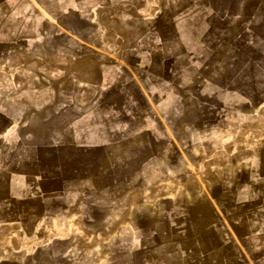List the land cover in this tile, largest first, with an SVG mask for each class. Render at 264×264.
Returning <instances> with one entry per match:
<instances>
[{
    "label": "crops",
    "instance_id": "crops-1",
    "mask_svg": "<svg viewBox=\"0 0 264 264\" xmlns=\"http://www.w3.org/2000/svg\"><path fill=\"white\" fill-rule=\"evenodd\" d=\"M252 3L261 11L262 0ZM215 4L0 0V108L14 117L3 132L22 133L13 144L2 141L16 151L10 162L0 158L8 181L0 230L18 231V246L35 244L45 231L47 242L67 247L52 259L83 264L69 251L71 240H81L103 211L98 199L110 196L117 213L110 221L123 229L127 247L140 229L181 236L206 229L204 252L185 247L192 262L264 264L263 38L255 22L242 46L246 62L258 67V92L247 94L244 82L232 88L215 75ZM102 151L111 153L113 170L89 172L101 166ZM124 165L126 173L115 171ZM104 176L111 185H98ZM183 176L201 188L184 191ZM196 198L205 202L203 220ZM180 250L181 261L190 260ZM5 255L34 254L20 247ZM5 255L2 261L12 260Z\"/></svg>",
    "mask_w": 264,
    "mask_h": 264
},
{
    "label": "rangeland",
    "instance_id": "rangeland-1",
    "mask_svg": "<svg viewBox=\"0 0 264 264\" xmlns=\"http://www.w3.org/2000/svg\"><path fill=\"white\" fill-rule=\"evenodd\" d=\"M261 6V11L259 6L252 3L253 0L248 3H241L238 0H216L215 8L217 15L213 20V37L216 46H220L218 50V55L216 56V76L221 77L225 80H231L232 88L238 86L239 82L242 83V88L245 92L254 93L258 92L259 86H254V76L259 79L258 67L255 71L252 65L246 62L248 55L242 46L249 44L251 41L250 31L253 29L254 23L256 22V30L258 33L262 34L263 43V57H262V92L264 93V0ZM256 7V11H255ZM256 12V13H255ZM230 13V14H228ZM257 14V18H255ZM260 14V15H259ZM170 23L167 22V29L170 28ZM210 26V24H209ZM246 35V36H245ZM252 35V34H251ZM258 57V54H255ZM251 56H254L251 54ZM224 59V62L223 59ZM255 74V75H254ZM239 75H243L244 79L239 81ZM14 119L13 116L4 113L0 108V158L1 160L12 161L14 158L15 148H12L9 144H4L2 141L5 139L9 143H14V141L21 139L22 133L16 138V134L11 132H3L9 127L11 121ZM13 122V121H12ZM30 130L31 127H27ZM33 128V127H32ZM38 129V127H36ZM36 129V130H37ZM6 135V136H5ZM37 139L39 140L43 135L41 132H35ZM5 136V137H4ZM4 137V138H3ZM102 160L101 166L96 168L88 167L89 172H94V169L102 167L104 171L111 172L113 170V165L111 164L112 155L111 153L102 151L98 153ZM94 157L95 154H88ZM117 167V166H116ZM128 166H119L115 171H123L126 173ZM114 177V176H113ZM126 176H120V178H125ZM146 182V183H152ZM182 187L184 191L195 190L199 187L198 181L193 176H183ZM180 182V183H181ZM121 183L126 184V179ZM141 184V183H140ZM98 185L106 187L111 185V176H104ZM8 189L7 179L0 176V194ZM137 191L135 193L137 194ZM186 197L184 196V199ZM110 196H104L98 199L102 203L103 211L98 213L97 221L95 223H88L85 230L81 232L80 241H78L77 235H74L71 240L70 252L76 254V257L82 258L83 264H161L158 261L159 256L163 258L164 264H196L191 260V251L185 250L186 245L194 244L197 250H200V243H207V230L201 229L193 232L192 236L188 233L191 228L184 229V234L181 236L179 230L175 229H159V228H147L137 230L136 241L132 246L127 247L126 241L122 240L123 229L116 228L113 223L116 221H110V219L116 220L117 213L109 205ZM127 202V198H123ZM132 199V198H131ZM135 200L141 199L137 196L134 197ZM195 205L199 209L198 217L200 220L205 219L206 212L203 210L205 208V202L201 199H195ZM112 211H106V209ZM105 210V211H104ZM197 216V214H195ZM117 225V223H116ZM13 234L18 235V231L12 230H0V264H67V261L62 259L54 260L52 259L53 253L55 255L65 251L64 245L55 244L53 245L52 240L47 242L45 239L46 235L49 233L42 231L41 239L35 244L29 247L18 246L16 243V238ZM177 234V237H176ZM206 235V237H205ZM45 237V238H44ZM72 237V236H71ZM53 239V238H52ZM53 245V246H52ZM68 245V244H67ZM183 247V257H188L190 260L185 262V260L180 259L181 250ZM198 246V247H197ZM25 248L28 253L34 254L33 257L28 259H15L10 255H5L6 253H14L19 251V248ZM67 248V247H65ZM201 251L203 249L201 248ZM201 252V253H202ZM200 253V254H201ZM79 254V255H78ZM12 258L10 261H2L3 256ZM54 255V256H55Z\"/></svg>",
    "mask_w": 264,
    "mask_h": 264
}]
</instances>
